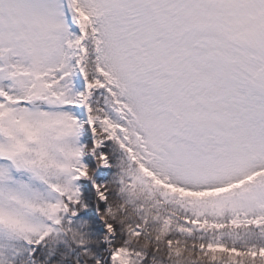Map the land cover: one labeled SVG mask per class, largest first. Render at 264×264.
<instances>
[{
	"label": "snow or ice",
	"instance_id": "6c2138e0",
	"mask_svg": "<svg viewBox=\"0 0 264 264\" xmlns=\"http://www.w3.org/2000/svg\"><path fill=\"white\" fill-rule=\"evenodd\" d=\"M0 264H264V0H0Z\"/></svg>",
	"mask_w": 264,
	"mask_h": 264
}]
</instances>
